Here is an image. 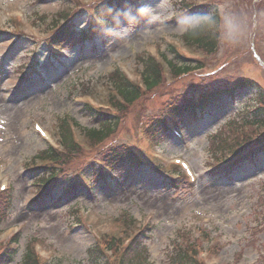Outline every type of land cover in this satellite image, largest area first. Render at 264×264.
I'll list each match as a JSON object with an SVG mask.
<instances>
[{"label": "rangeland", "instance_id": "374dc122", "mask_svg": "<svg viewBox=\"0 0 264 264\" xmlns=\"http://www.w3.org/2000/svg\"><path fill=\"white\" fill-rule=\"evenodd\" d=\"M99 1L0 0V183L7 179L6 194L13 196L10 207L0 213V252L18 230V252L9 264H23L31 245L39 246L41 264L46 260L96 264L88 249L103 235H121L126 245L139 224L149 223L151 227L139 238L153 264H174V242L192 245L193 237L198 239L202 264H264V152L227 175L209 171L224 160L219 141L229 132L239 133L240 120L230 126L229 121L264 97V0H139L148 11L137 14L129 8L110 14L114 28L101 26L102 19L97 22L92 10ZM233 15L239 18L241 30L236 40H229L223 23ZM72 18L80 29L97 23L102 34L94 29L90 40L52 41L63 21ZM203 22L202 33L215 37L213 47L186 36ZM168 42L197 68L179 76L177 69L165 67L159 87L125 106L112 83V71L122 66L140 83V56L164 52L172 57ZM243 77L256 80L261 93L246 87L234 103L212 106L198 121L179 124L183 139L168 134L154 144L145 134L150 117L179 105L192 88L229 86ZM87 102L111 113L120 111L116 131L104 141L85 135V128L99 126L89 115ZM64 116L80 125L73 132L81 148L69 153L61 165L73 177L79 175L84 188L76 190L73 183L64 192L62 180L40 199L39 182L47 169L29 167L50 163L29 161L48 146L34 122L57 137ZM260 131L264 135V125ZM121 142L156 158L166 172H179L185 179L181 187L171 188L163 175L145 164L120 175L114 186L99 182L89 192L85 177L91 181L93 171L87 163L107 146ZM235 145L238 149L243 144ZM176 156L191 164L197 176L194 183L173 166ZM131 217L136 221L129 220L130 225L116 220Z\"/></svg>", "mask_w": 264, "mask_h": 264}, {"label": "trees", "instance_id": "16d2710c", "mask_svg": "<svg viewBox=\"0 0 264 264\" xmlns=\"http://www.w3.org/2000/svg\"><path fill=\"white\" fill-rule=\"evenodd\" d=\"M111 2L104 3L99 6L98 13L100 15L104 14H117L122 10H125L127 7L128 0H110ZM129 2V1H128ZM204 23L199 26V28L191 31L187 36L193 38L197 41H202L207 47L215 46L216 41L213 36H205L202 33V26ZM62 36H59L60 42H66V40H72V38H77L81 36H86L87 31L77 32L75 25L65 24L60 31ZM176 58L178 59V53H176ZM141 60L144 63L143 70V81L146 84L148 91H152L159 87L163 81V66L162 63L153 56L141 57ZM167 62L175 69L177 72L182 73L190 69V65L183 63L181 65H176L170 59H167ZM112 83L115 85L120 95L126 100L125 106L133 104L136 102L143 94V90L139 85L123 75L119 70H116L112 77ZM245 86L255 87V82L248 78H241L236 81V83L230 87H207L206 89H201V103L196 104L193 102V97H184L180 100V104L176 107L171 108L173 116L180 119L186 124L190 121H194L200 118V115L210 111L212 106L226 104L229 102L235 101L236 93L239 92ZM261 92V91H260ZM149 93V92H148ZM259 94V93H257ZM220 103V104H218ZM91 117H94L101 125L99 128H85L84 132L87 137L96 142H101L110 137L120 121L118 115H112L110 112H97L90 107H87ZM121 110V109H120ZM169 111L165 112L168 113ZM164 114V113H163ZM241 116H234L229 121V126L240 120L237 124V129L239 133L234 134V132H229L226 139H221L219 141L220 147L222 150V155L224 160L227 161V166L222 168L220 172H232L233 169L243 164L245 161L253 160L256 158L260 152L264 151V135L260 131L262 125H264V97L262 95L259 97L258 103L249 104L246 107V112H240ZM161 115H156L152 117L149 122L146 123V131L153 138L161 141L165 136V124L164 119ZM241 117V118H238ZM60 134H61V143L64 146L63 151H59L54 147H48L43 149L41 152L37 153L30 160L34 162H49L50 168L52 170L58 171V166L60 170H63L62 163L67 162V156L69 153H74L75 151L80 150V144L75 140L74 133L70 128L67 118L60 120L59 124ZM250 130V131H249ZM234 134V135H233ZM259 134L258 137H255ZM231 136V137H230ZM219 138V137H216ZM243 144L238 149L235 148V144ZM226 150H229L227 153ZM103 151V152H102ZM102 158L106 160L107 165L112 168L114 172L119 175L128 174L134 168L139 167L143 160L140 155L132 150L129 146L124 144H112L109 147L107 146L103 149ZM234 152L233 156L228 158V154ZM31 164V163H29ZM28 164V165H29ZM159 173L165 172L162 167L156 166L154 168ZM93 171V184L99 183L101 180L102 172L96 168L92 167ZM56 172L53 171V175ZM168 174V173H167ZM167 183L171 188L178 189L181 187L182 182L185 181L183 177L167 175ZM55 176L46 178L42 186H46L49 181ZM117 183L119 180L116 181ZM8 194H4L0 197V213L5 212V208L1 206L8 201ZM132 219L126 218L125 223L130 225L128 222ZM134 222V221H133ZM105 241L109 244V248H102L99 244H96L89 248V255L92 261L96 264L99 262L103 263L106 258V253L108 250L115 252V250H120V257L117 264H151L148 262V250L143 240L139 236H135L130 244L126 246L123 245L122 239L117 234H110ZM16 251L10 250L7 246L4 247L0 252V264H9L13 261ZM171 258L173 259L174 264H202L195 256H189L186 246H183L181 243L176 245V249L173 252ZM23 264H40L39 259L34 255L33 250H27L23 256Z\"/></svg>", "mask_w": 264, "mask_h": 264}, {"label": "clouds", "instance_id": "9594fccd", "mask_svg": "<svg viewBox=\"0 0 264 264\" xmlns=\"http://www.w3.org/2000/svg\"><path fill=\"white\" fill-rule=\"evenodd\" d=\"M148 11L146 7H142L138 10L140 14H144ZM209 21L211 19L209 18ZM223 29L225 37L229 40H236L240 34L241 24L239 18L236 16H227L224 18Z\"/></svg>", "mask_w": 264, "mask_h": 264}]
</instances>
